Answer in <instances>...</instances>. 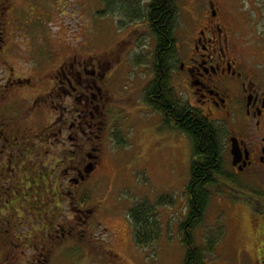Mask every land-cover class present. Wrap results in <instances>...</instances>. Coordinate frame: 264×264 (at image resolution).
I'll return each mask as SVG.
<instances>
[{"label": "rangeland", "instance_id": "rangeland-1", "mask_svg": "<svg viewBox=\"0 0 264 264\" xmlns=\"http://www.w3.org/2000/svg\"><path fill=\"white\" fill-rule=\"evenodd\" d=\"M119 1L0 0V97L5 95L0 107L23 101L28 127L37 131L41 120L32 104L40 92L41 67L52 57H65L69 77L72 64L76 71L88 69L83 90L74 94L79 97L69 99L73 142L66 137L61 151L58 141L40 143L39 154L29 156L37 172L34 187L33 180L41 179L38 168L48 171L49 198L41 199L34 188L30 199L18 204L15 220L0 232V264H186L183 226L190 212L193 145L145 102L157 41L147 17L149 0L131 3L132 11L125 4L116 8ZM214 1L243 23L239 31L248 47L264 46V0ZM206 2L177 0L175 34L182 42L191 31L192 10ZM172 69L176 75L175 64ZM71 79L77 83L75 75ZM91 84L94 89L87 92ZM173 86L181 101L193 102L183 81L176 78ZM88 94L95 102L103 95V122L91 128L75 121ZM43 97L37 98L39 106ZM70 150L75 170L71 159H64ZM57 158L66 163L52 169ZM86 170L89 176L82 179ZM72 176L77 185L70 183ZM243 179L246 188L239 190L211 188L208 208L193 230L194 242L207 252V264H252L264 248V228L253 225V219L262 223L264 214L254 215L242 194L257 196L256 207L264 206L259 197L264 177L258 182ZM138 203L150 206L155 217L148 227L154 237L146 245L135 242L130 221Z\"/></svg>", "mask_w": 264, "mask_h": 264}, {"label": "flooded vegetation", "instance_id": "flooded-vegetation-1", "mask_svg": "<svg viewBox=\"0 0 264 264\" xmlns=\"http://www.w3.org/2000/svg\"><path fill=\"white\" fill-rule=\"evenodd\" d=\"M231 14L214 0H207L192 10V20L188 27L191 31L186 40L182 42L181 37H176V34L174 36L177 52L173 57L172 68L175 64L179 70L176 75L172 70L171 80L173 84L178 78L186 84L187 98L193 100L187 104L213 122L220 133L222 176L214 187L239 190L246 188L243 178L258 182L264 177V46L248 47L243 40L246 39L245 35L242 37L239 31L243 23ZM156 45L157 41L155 48ZM3 47L4 40L0 39V50ZM4 63L7 65L6 61ZM46 64L37 72L40 92L38 90L32 104L36 117L42 122L41 126L36 125L40 130L32 131L28 127L25 118L27 104L23 101L17 106L8 103L0 107V232H3L4 225L9 221L15 220L18 204L30 199L29 191L37 188L41 199L49 198L47 190L51 182L47 177L48 171L42 169V165L38 168L41 179L33 180L36 187L32 182L37 172L32 168L29 156L39 154L38 144L54 145L58 141L57 149L61 151V147L68 144L66 137L70 144L73 142L74 127H71L69 99L79 97L74 94L79 89L83 90L88 69L84 67L83 71H76V65L72 64L70 73L77 78V83L73 84L71 75L69 77L66 72L65 57L58 61L52 57ZM43 69L47 70L44 72ZM92 73L94 77L97 74L94 71ZM155 75L154 70L153 79ZM29 82L30 79H26V83ZM90 86L87 92L94 89L93 84ZM42 96L45 97L39 106L37 98ZM90 98L88 94L86 106L80 104L76 112L75 121H78L79 126L88 125L91 128L95 126L92 124L103 122L99 103L103 95L96 102ZM3 99L4 94L0 97V100ZM50 116L55 118L46 119ZM235 147L236 153H233ZM69 152L70 155L67 153L64 159H71L70 164L75 170L74 150ZM64 159L57 158L52 169L61 163L65 164ZM88 176V170L81 175L82 179ZM69 181L77 185L76 177L72 176ZM60 192L66 197V193L62 190ZM242 194L245 195L243 199L252 205L254 215L264 214V206L255 205L257 196ZM263 196L259 197L264 200ZM253 225L264 228V221L260 223V220L253 219ZM255 258L252 264H264V248L260 247Z\"/></svg>", "mask_w": 264, "mask_h": 264}, {"label": "trees", "instance_id": "trees-1", "mask_svg": "<svg viewBox=\"0 0 264 264\" xmlns=\"http://www.w3.org/2000/svg\"><path fill=\"white\" fill-rule=\"evenodd\" d=\"M104 1L110 3L113 0ZM119 2L116 8L125 4L129 11H132L131 3L134 6L136 0H120ZM135 9L138 7L135 6ZM178 13L177 0H149L147 17L152 32L157 38L154 66L157 75L146 89L145 102L157 112L162 113L168 126L184 133L193 145L191 180L187 185L190 212L189 220L183 226L186 230L185 261L186 264H207V252L194 242L192 233L208 208L211 188L218 185L221 180L220 133L213 122L180 100L172 84V62L177 52L174 32ZM138 14L136 12L135 16ZM165 200L166 198L161 199L160 202ZM154 219L153 210L145 203H138L133 207L130 221L134 227V240L137 244L146 245L152 241L154 236L150 235V232L148 234V227H151L150 223ZM208 247L210 248L207 251L213 252L214 245Z\"/></svg>", "mask_w": 264, "mask_h": 264}, {"label": "water", "instance_id": "water-1", "mask_svg": "<svg viewBox=\"0 0 264 264\" xmlns=\"http://www.w3.org/2000/svg\"><path fill=\"white\" fill-rule=\"evenodd\" d=\"M233 153H236V147H235V149H233Z\"/></svg>", "mask_w": 264, "mask_h": 264}]
</instances>
